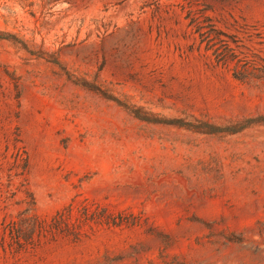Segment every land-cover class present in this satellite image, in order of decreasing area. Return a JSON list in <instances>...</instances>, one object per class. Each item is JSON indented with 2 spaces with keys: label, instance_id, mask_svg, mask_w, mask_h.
Segmentation results:
<instances>
[{
  "label": "rangeland",
  "instance_id": "374dc122",
  "mask_svg": "<svg viewBox=\"0 0 264 264\" xmlns=\"http://www.w3.org/2000/svg\"><path fill=\"white\" fill-rule=\"evenodd\" d=\"M0 264H264V0H0Z\"/></svg>",
  "mask_w": 264,
  "mask_h": 264
}]
</instances>
